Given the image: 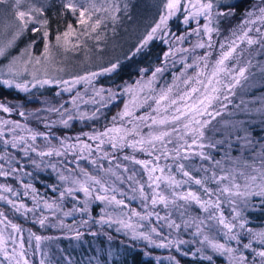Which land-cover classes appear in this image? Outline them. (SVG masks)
<instances>
[{
    "label": "snow or ice",
    "instance_id": "6c2138e0",
    "mask_svg": "<svg viewBox=\"0 0 264 264\" xmlns=\"http://www.w3.org/2000/svg\"><path fill=\"white\" fill-rule=\"evenodd\" d=\"M0 5H8L12 9V15L14 17L13 22L5 24L4 29H12L11 39L7 40L3 46H0V57H4L8 51L16 42V40L27 29L29 23L41 24L47 28L48 20L46 18L39 19V16H43L44 9L29 6L25 8L24 0H0ZM258 7L259 15L255 16L254 12H248L246 15L249 17L245 19L241 25H239V32L232 30L230 36L227 37L224 42L219 44V54L215 61L210 63L209 57L211 56V50L214 48L213 34L219 35L218 22L221 17L231 16L233 13L229 6L227 11H221L219 0H166L164 5L165 13L160 16L159 22L156 23L151 30L145 35L142 42L137 46L136 52H139L149 41L153 40L158 31L167 30L169 18L175 16L178 12L183 10L184 20L183 23L187 25L190 20H194L198 25L197 28L192 31L196 36L201 37L195 44L192 51L196 48L207 49L203 56L195 57L192 63H184L183 71L178 76H175L173 82L164 87H161L158 91L153 87L158 73H162V68H156L152 74V78L147 82L137 81L135 87H128L125 92L130 95V99L124 104L123 110L112 117L111 126H105L102 131L94 130L91 133H83L82 135L87 139H81L77 136L75 139L77 143H68L67 139L60 141L61 148H49L48 151H37V148L33 144L28 142V137L20 135L17 129L21 131L30 132L31 141H36L39 136H44L45 140H49V136L44 133L32 131L27 125H22L19 121L5 120L0 118V139L3 140L5 148L11 146L14 149H20L25 156H28L29 152H36L38 156H64L67 152H72L75 156H78L81 160H87L92 153H100V159L108 160L109 153L104 150V146L107 145L114 152L117 150H123L124 148H131L133 152L140 151L141 153L150 157V159H137L135 155L123 156L124 161H129L134 165L140 166L141 173H146V180L141 182L137 178L135 170L132 174L125 176L117 175L116 171L112 167L104 168L103 164L98 165L97 172L103 173V175H93L86 169L81 168L79 163H76L78 171L69 170V175L61 174L59 179L65 183L71 185L64 191L60 192V196L65 194L71 196L74 192H83L89 201L85 202L84 208L80 211L87 210V204L91 199L103 201L108 207L113 209L116 213V222L123 225L125 228H131L135 235H139L145 240H149L155 244V241L151 239V236L146 233H135L134 225L130 224L132 216L137 217L139 220L150 219L152 213L141 215L140 212L131 210L129 215L125 210L128 209V204L124 199H118L116 193L121 196L126 193L119 192L114 185L117 181L124 183L129 182V190L134 194L131 199H136V193L144 202L150 204L163 205L167 208L170 204L177 205L178 201H183V205H189L195 202L200 205L205 212H208V219L214 220L220 226H222L223 235L229 240H236L241 242L240 235L233 234L234 229L237 227L244 229L245 221L240 219L239 224L230 222L220 211L221 204L224 202L221 197H225L229 204H235V198H246L251 195L264 196V158L260 160L261 168H256L251 165L250 172L238 171L234 166L238 163L237 158H233L231 163L233 167L228 168L225 166V158L214 159L210 154L206 153V148H215L214 143H205V128L211 123L217 116H221L220 109H226L227 104L224 101L231 102L230 96L235 95V89L242 87V81L248 79L246 75L249 68L252 66L251 60L245 62L243 66L240 65V59L244 55L245 49H241L240 45L245 44L251 46L259 44L264 49V32L260 27H256L254 30L259 34L258 38H253L249 35L253 31L252 27L248 25H255L259 22L264 25V0H260ZM63 8L68 10L71 15H74L78 19L80 25H88L82 32L77 33L72 24L67 25V29L55 36V44L52 45L47 42L49 32L45 30L43 32V38L46 41L44 44V50L42 57L33 56L31 54V47L24 49L20 56L13 57L7 65V71L10 79H4L2 82L9 88H16L24 92H28L29 84L32 87L39 85L43 87L45 85H64L67 92H72V89L78 84H91L99 75L110 74L119 68V63H112L109 67L101 69L100 72H90L83 76H75L70 81L63 79H40L37 73L41 70L47 75L46 65L51 63L54 59L53 48H63L68 51L69 48L75 49L79 46L81 40L85 37H92V33H96L97 29L101 27L106 19H111L113 22L117 20V13L120 11L118 4L113 0L109 3L108 0H65ZM101 13L103 15H101ZM255 16V19L252 17ZM203 17L207 23L199 26V18ZM91 22V23H89ZM32 31H39L38 28H33ZM203 33V36H201ZM191 34V33H190ZM75 37V41L70 39ZM206 37V40L204 39ZM99 40V34L92 37ZM179 42H183L186 36L181 35L176 37ZM166 42V41H165ZM239 49V51H238ZM175 51L188 52V49H179ZM25 53L27 57L25 58ZM135 55V52L133 53ZM170 53H165V57ZM29 65H32L31 81H24L23 83L16 82V78L20 77L24 73L29 72ZM37 66H40L39 68ZM188 69H195L194 75L188 74ZM181 85L183 87H181ZM148 90V95L141 98V93ZM95 91V90H94ZM104 89L95 91L96 96H100ZM110 92L109 98H114L115 94ZM59 95V93H57ZM83 97L79 92L72 97L71 103L75 106L76 111H79L78 100H82ZM151 101V103H149ZM84 103H99L95 97H92ZM147 106L149 111L143 115L137 116L135 113L139 108ZM16 106L11 105L8 102H0V111L4 113H12ZM63 105L60 108L49 107L48 112L58 113L61 117L60 123L67 127L69 121L73 119L79 120H93L96 119V113L100 111V108H96L91 115L87 112H79L76 116L72 111H68V115L65 118V114L61 111ZM18 114L21 117L27 116L24 111H19ZM54 123V122H53ZM126 125H130L126 126ZM48 126V125H46ZM7 127L9 132L12 133L11 139H5L3 128ZM143 128H147V133L142 131ZM92 141L93 143H89ZM23 145V147H21ZM171 145V147H169ZM63 149V150H61ZM87 154V155H85ZM264 156V153H262ZM194 157H198L202 162L208 161L211 166L205 167L203 163L200 165L201 171L205 173L204 177L196 178L186 168V161L192 160ZM0 159H6L9 164L12 163V157L10 154L0 157ZM113 160H117L115 155H112L111 163ZM171 163H168V161ZM163 161V164L161 163ZM36 164L35 161H33ZM92 164H96V160L91 161ZM39 167V165H36ZM55 167V165H53ZM177 169L178 174L182 175L185 179L178 180L176 175L173 174L172 168ZM116 168H121L119 163L116 164ZM17 169L13 168L11 171H5L4 165L0 164V176H10L15 173ZM122 172L128 173L129 168L124 166ZM242 178L244 183H238L237 178ZM114 178V179H113ZM214 182L217 187L212 189L207 187L208 182ZM260 191L255 192L252 190V186L256 185ZM194 183L200 186V189L208 199H203L197 192L192 191L191 188L187 191H178L183 185H190ZM25 191L23 195H29L28 190L31 189L32 200L36 201L37 190L31 184L23 185ZM145 188L150 189V192H146ZM0 189L4 192L12 193L15 196H20V192L14 191L11 187L0 185ZM99 190V191H97ZM55 191V189H53ZM104 193L103 195L99 194ZM112 192V195H108ZM95 193V195H94ZM215 197V199H213ZM0 200L6 201L12 206L15 212L24 211L33 212V208L27 207L24 203L17 204L16 201L9 199L6 196L0 195ZM37 203H39L37 201ZM145 208L148 206L145 203ZM53 207H59L55 201L49 203L44 202V208L52 209ZM219 211V215L216 212ZM235 213L233 220L241 217V213L232 208ZM69 213H65L68 215ZM158 219L159 214H156ZM124 216L125 219L119 217ZM46 217L39 220V223L43 226ZM163 219H167L164 217ZM108 222V221H103ZM200 224H204V221H200ZM168 227L179 229L180 225L175 221H170ZM209 228L213 227L208 225ZM11 228L9 232L8 229ZM152 232H156L155 228L151 229ZM247 232L251 236V240L258 241L261 245H264V231L253 233L251 229H247ZM14 233L16 235H14ZM197 233L202 234L199 225H197ZM79 235V233H78ZM30 238L34 236L37 243H39L42 237L29 233ZM251 240L243 244L244 248H252ZM11 243V248L9 244ZM186 243V241H170L169 244H165L163 241L157 246L169 247L171 244ZM202 243H207L212 249L223 254L235 253L237 249L226 247L225 243L214 242L209 239L207 235L204 236ZM255 256L260 258V264H264V250L256 251ZM186 254V253H185ZM0 264H30V261L26 255L25 243L23 239L22 229L20 225L13 223L8 217L0 212ZM174 259V258H173ZM207 259L211 260L209 256ZM235 264H247V257L244 255L230 257ZM255 259V258H254ZM43 264V261H41ZM176 264H179L176 261Z\"/></svg>",
    "mask_w": 264,
    "mask_h": 264
},
{
    "label": "trees",
    "instance_id": "16d2710c",
    "mask_svg": "<svg viewBox=\"0 0 264 264\" xmlns=\"http://www.w3.org/2000/svg\"><path fill=\"white\" fill-rule=\"evenodd\" d=\"M64 2L65 0H37V6L44 9V14L43 16H39V19L46 18L48 20L47 28L45 29L43 25H40L38 28L39 31L34 32L32 31L34 26L32 24L28 25L27 29L16 40L15 44L8 49L4 58L17 54L31 43H33V52L36 53L43 43V36L41 35L45 30L49 32L48 39H52L54 36L63 33L67 29L69 23L75 25L78 19L63 8ZM162 2L163 0L160 2L158 9L153 15L147 33L159 22V18L163 13L161 9ZM229 6H232L231 11L233 14L219 19V35L213 34L214 48L211 50V56L209 57L210 63L217 59L219 44L230 36L232 30L239 32L238 26L241 25L245 19L249 18L246 15L248 12H254L255 16H258V7L261 5L260 0H231L230 3L220 1L219 10L227 11ZM183 14L184 12L181 10L175 16L169 18L167 30L163 32L158 31L154 39L149 41L139 52H136V48L141 42L133 46L129 53L119 61V68L116 71L112 72L108 77L103 76L100 78L102 81L104 79H109L108 82H100L99 84L104 88L115 91L118 90L117 88H120L121 85L131 84L140 77L150 75L159 66H165L164 69L167 73L180 70L181 67H184V63L180 62L177 64L175 61L169 63V60L177 58L178 55H183L181 57H184L187 52L175 51V54H171L167 58L163 57L164 53L169 48V43L177 36L184 33L189 27H192V23L188 26L183 25V22H181V19L184 17ZM255 16H253L252 19H255ZM248 27L253 28V31L250 32L249 35L254 38H258L259 36L254 30L256 27H260L261 31L264 32V25H261L259 22L255 25H248ZM190 39L189 41L184 40L180 49H193L197 43L194 42L196 38L190 36ZM257 47V45H240L241 49H245L244 55L240 59L241 66H243L248 59L251 60L252 63L258 62L257 58L251 56L252 50H256ZM206 51L208 50L196 48L194 52L192 51L193 56H189L186 62H193L195 57L203 56ZM134 52L135 55H133ZM262 58H264V54ZM168 64L172 66L170 67ZM261 64L264 65V61ZM256 66L257 65L251 66L248 71L250 75L255 74L257 76L254 80L255 83L247 85L245 81H242L243 86L235 89V95L230 96V103L227 101V108L220 109L222 115L212 120L204 130L205 143L216 144L215 148H206V153L210 154L214 159H221L224 157L225 166L228 168L233 167L231 161L233 158H237L238 163L234 167L238 171L245 172L251 171V168L246 167V165L261 168L260 160L264 158V156H262V153H264V67L263 71H261V69L258 68L259 66ZM260 67L262 68V66ZM194 73L195 69H188L189 75H194ZM49 91L50 89H48L46 93L50 94ZM46 93L43 92L39 95H33L29 92H21L14 88L5 87L0 83V102H8L16 106L15 109H17V107L23 109L25 113L39 110L41 102L37 97L45 95ZM121 104L122 101L121 98H119L115 102L102 107L96 119L83 120L80 122L72 121L67 127L61 124L44 127L39 123L33 121L29 122L41 132L53 134L57 138L62 137L76 140L75 138L80 136L81 139H84L82 134L86 130L110 126L112 117L118 112ZM147 111H149V109L145 106L139 108L136 114L143 115ZM0 116L3 119L14 121L22 120L25 122L24 118H20L15 113L5 114L0 111ZM31 116L33 119H36L34 115ZM55 142L56 138L51 137L49 140H45L44 137H38L32 144L37 148V151H46L52 148V143ZM4 150L12 157L11 164H9L6 159L0 160L1 164L4 165V170L11 171V169L15 168L17 171L7 177L0 176V185L11 187L14 191L20 192L21 195L15 196L12 193L4 192L2 189H0V195L16 201L17 204L22 202L27 205V207L33 208L34 211L27 212L26 214L24 211L18 213L15 212L12 206L6 201L0 200V212H3L13 223L25 228L27 232L42 237L38 247L32 245V250L35 253L32 257L36 256V247V251H38L40 255H45V257L53 262L50 264H87L84 259L85 256L83 257V255L86 254V247H89L93 251L92 255L94 257L97 255V259H104V256L106 258L108 253H112V257L114 260H118V264H128L129 260L134 264H155L153 256L157 254L174 257L179 264H214L212 262L218 259L219 256H216L209 246L195 238L194 231L196 228L192 222L189 223L186 221L185 223V221H180V228L178 229L180 234L179 237L182 241H186V243H180L176 248L172 245L169 248L157 249L154 246L148 245L144 240L132 237L127 230L119 228L114 225V223H111V221H108L107 218H105V212L100 211V207L104 205L103 201L91 199L87 204V210L80 211V209L84 208L85 202L89 201V198L86 197L83 192H74L71 196L67 194L63 197L60 196V192L71 185L61 181L59 176L61 174L69 175V170L78 171L76 168L77 162L81 168L88 170V172L93 175H103L102 172H97L98 165L103 164L104 168L112 167L117 175L126 177L132 174V171L135 170L136 167H134L135 165L133 163L131 165L128 161H124L123 156L135 155L144 157L142 153H131L128 148H124L123 150H117L115 152L111 151L108 160L100 159L102 155L100 153H92L91 155L95 156L92 157L93 160L97 161L94 165L91 161L81 160L71 153H66L64 156L52 155L40 157L36 152L30 151L28 156L22 157L21 150L11 148V146L5 148L3 140L0 139V151ZM112 155H115L117 160H113L109 163ZM33 161H35L36 164H34ZM168 162L171 163L170 160ZM117 163L121 165V168H116ZM201 163H203L205 167L211 166L208 161L202 162L198 157H194L186 164L187 170L198 179L205 175L203 171L199 170ZM37 164L39 167L36 166ZM53 165H55V167H53ZM124 166L129 168L128 173L122 172ZM135 171H137V178L142 181L143 178L140 171L137 169ZM172 171H174L176 175L178 174L175 167L172 168ZM237 182L241 184L244 183L243 179L239 177L237 178ZM128 183L127 181L124 183L117 181L115 184L119 185V189L126 193V195L121 196V198L128 204V210H131V206L133 205L141 212L142 210L136 205L137 198L131 200L127 196L129 192V194H131L130 198L134 195L129 190ZM25 184H31L37 190L36 201H33L31 198V189L28 190L29 195H23L25 191L23 185ZM258 184L259 181L256 182V185L252 186L253 191H260L259 187H257ZM206 186L214 190L217 187V185L211 181H209ZM182 187H190L191 190L198 192V195H201L203 198H208L204 195L200 186L194 183L183 185ZM53 189H55V191H53ZM111 193L112 192H109V194ZM116 195L118 198L120 197L119 193H116ZM135 195L137 197V194ZM213 199H215V197H213ZM233 199H235V204H229L225 197H221V200L224 202L221 204L220 211L223 212L228 221L237 223V225L240 219L245 221L244 229L237 227L233 231V234L238 233L240 235V243L236 240L227 239V237L223 235L224 230H222V226L218 225L214 220L206 219L208 217V212H202L199 205L194 203L185 205V214L193 212V215H195L198 221L201 233L207 235L210 240L225 243L226 247L237 249L235 252L236 254H244V256L248 258L247 261L249 260L253 263L260 264V258L255 256L253 249L257 252L264 250V245H261L256 240H251V236L247 232V229H251L253 233L264 231V196L251 195L246 198V202L244 198L234 197ZM37 201L39 203H37ZM45 201L49 203L55 201L59 207L45 209ZM233 207L241 213V217L236 220H233L235 215L232 211ZM65 213L69 214L65 215ZM172 215L174 216L173 218H176L177 214L175 215L173 213ZM100 216H104L103 221L108 222H98ZM44 217L47 219H45L43 226L41 224L38 225L39 221L37 220ZM202 220L204 224H200ZM213 221L217 226L213 225ZM208 225H212L213 227L209 228ZM250 240L252 242V248H244L243 244L248 243ZM48 246H52V250L49 252L46 248ZM198 246L201 248L197 249L196 247ZM209 256L212 258L211 260L207 259Z\"/></svg>",
    "mask_w": 264,
    "mask_h": 264
},
{
    "label": "rangeland",
    "instance_id": "374dc122",
    "mask_svg": "<svg viewBox=\"0 0 264 264\" xmlns=\"http://www.w3.org/2000/svg\"><path fill=\"white\" fill-rule=\"evenodd\" d=\"M161 1L162 0H115V3L118 4V6L120 8V11L116 14L117 20L115 22H113L111 19H106L103 22V24L101 25V27L97 29L96 33H92V37H95L97 34H99V37H100L99 40H96L92 37H85L81 40L78 47H76L75 49L69 48L68 51H65L63 48H60V49L53 48L54 59L52 60L51 63H48L45 66L46 70H47V75H45L44 71L41 70L37 73L38 78H40V79H53V80L63 79V80H69L70 81L75 76H83V75H86L90 72H100L101 69L109 67L112 63H117V62L119 63V61L126 54L129 53V51L131 50V48L133 46L142 42V40L144 39V37H145V35H146L150 25H151L153 15L155 14V11L158 9ZM220 1H223L225 3L231 2V0H219V2ZM97 2L99 3L100 0H97ZM108 2L112 3L113 0H108ZM165 3H166V0H163L162 5H161V9L163 11L162 15L165 13V8H164ZM37 5H38L37 0H24L25 8H27L29 6H34V7L39 8ZM101 15H103V14L101 13ZM13 20H14V17L12 15L11 7L8 5H0V46H3V44L6 43L7 40L11 39L12 29L5 30L4 25L13 22ZM183 20H184V17L181 19V22H183ZM199 21H200V24H199L200 27H202L203 24L207 23V21L203 17H200ZM89 23H91V22H89ZM190 23H192V27H189V29H187L184 33L180 34L179 36H181V35L186 36L185 40H187V41L191 40L190 36L192 38L195 37L196 39L194 42H197L199 39H201V37L196 36L195 33L192 31L193 29L198 27L196 22L194 20H190V22L187 25H185L184 23H183V25L188 26ZM30 24H32L35 28H39V26L41 25V24H36L34 22L29 23V25ZM85 27H88V25H80L78 23V21L75 23V25L73 24V28L76 29L77 33L82 32ZM41 36H43V35H41ZM201 36H203V33H201ZM70 39H73L75 41V37H71ZM204 39H206V37H204ZM42 40H43V43H42V45H40V49L36 53L33 52V43L30 44V45H32L30 51L34 57L35 56L42 57L43 50H44V44L46 43V41L44 40L43 37H42ZM47 42H50L52 45H54L55 44V36L52 39H48ZM256 45L258 47L256 48V50H254V51L252 50L251 56L257 58L258 62L252 63V66L257 65L256 67L259 66L258 68L261 69V71H263L264 65L261 63H263V61H264V58H262L263 54H264V49H262L259 44H254L251 46H256ZM168 46H169V48L167 49V51L165 53H170V55H171V54H175V50L177 48L180 49V47L182 46V43L179 42L175 38L171 41V43H169ZM28 47H29V45L26 48H28ZM23 51H24V49L21 50L20 52H18L17 54H14L13 56H9L7 58L0 57V81H2L4 79H10L11 78L8 74V71H7V65L13 57L20 56ZM238 51H239V49H238ZM193 52H192V49H190L186 53V56L181 57L183 55H178L177 58H175V59L172 58L173 60L172 59L169 60V63H173V61H175V63H177V64L180 62L181 63L186 62L187 59H189L188 58L189 56L190 57L193 56ZM165 53L163 55L164 58H167L170 56V55H168L167 57H165ZM26 57H27V54L25 53V58ZM248 60H246V61H248ZM189 63H192V62L189 61ZM168 65L170 67L172 66L170 64H168ZM260 66H262V68ZM28 67H29V72L24 73L20 77L16 78V82L23 83L24 81H31L32 80V77L30 74L32 71V65H29ZM37 67L39 68L40 66H37ZM164 67L159 66V68H162V69H164ZM183 68L184 67H181L180 70L170 71L169 73H167V71L165 72V69H164L163 74L162 73L157 74L156 81L154 82L153 87L158 91L161 87H164L168 84H171L173 82L174 77L178 76L181 73V71H183ZM110 74L99 75L95 80L92 81L91 84H88V85H85L83 83L78 84L72 89V92L65 91L64 88L66 86H64V85L51 84V85H45L43 87H40L39 85H37L36 87H32L31 84H29L30 90L28 92L32 93L33 95H39V94H42L43 92L46 93L48 89H50V91H49L50 94L46 93L45 95H40L39 97H37V99H39L41 102V107L39 110H35L33 112H30V113H25L27 116V119H25V117H21L18 114L19 111H24L23 109H21L19 107H17V109L14 108L12 113L17 114L20 118H24L25 122H23L22 120H20L19 122L22 125H27V127L29 129H31L32 131L44 133L45 135L49 136V138H51V137L56 138V142L52 143L53 144L52 148H61L60 141L62 139H65V138H62V137L57 138L53 134H46L45 132H41L39 129L35 128V126L29 121L39 123L44 127H46V125L54 126V125L61 124L60 123L61 117L58 113L48 112L47 109L49 107L60 108L61 105H63V108H61V111L64 112L65 118L68 115V111H72L74 113V115H76V116L79 115V112H87L88 115H91L93 113V111H95L96 108L99 107L101 109L102 107H105L107 104L115 102L116 100L121 98L122 104H121V107L118 110V112H116V114H115V115H117V113H119L120 111L123 110L124 104L127 103L128 100L130 99V95L125 92V89L130 87V86L135 87L137 81L147 82L148 80H150L152 78L153 72L148 76L138 78L135 82H132L131 84L121 85L120 88H117L118 90H115V91L110 90L108 88H104L102 85L99 84L100 82H102V83L108 82L109 79H104L102 81V79H100V78H102L103 76L108 77V75H110ZM246 75L248 76V79L245 80L247 85L251 84V83H255L254 80L257 78V76L255 74L250 75V73H247ZM0 83L2 85H4L2 82H0ZM4 86L7 87L6 85H4ZM14 89H16V88H14ZM100 89H104L105 91L102 92L100 96H96L95 91H98ZM16 90H19V89H16ZM109 90L111 91V93L115 94L114 98H112V99L109 98V96H110ZM19 91H21V90H19ZM21 92H24V91H21ZM77 92H79L80 95L83 97L82 100L77 101V103L79 104V111L78 112L76 111L75 106L72 105V103H71L72 97L74 95H76ZM57 93H59V95H57ZM145 95H148L147 89H145V91L143 93H141V98ZM92 97H95V99L99 103H96V104L84 103V101H88ZM149 103H151V101H149ZM224 103L226 104L227 101H224ZM66 109L68 111H65ZM5 114H7V113H5ZM31 115H34L36 119H33ZM98 115H99V112L96 113V116H98ZM136 115L139 116L138 114H136ZM0 118H2V117L0 116ZM5 120H8V119H5ZM85 120H87V119H85ZM72 121L80 122L83 120L73 119ZM72 121H69V123H71ZM126 126L130 127V125H126ZM103 128L104 127L100 128V129H97V128L88 129L84 133H91L94 130L102 131ZM3 131L5 134L4 138L5 139H11L12 133L9 132L8 128L4 127ZM142 131L144 133H147L148 129L143 128ZM17 132L20 135H24V136L28 137L29 143H31V144L33 143V141H31V139H30V135H31L30 132L21 131L19 129H17ZM39 137H44V136H39ZM84 139L86 140L87 138L84 137ZM67 142L72 144V143H77L78 141L67 139ZM88 142L93 143L92 141H88ZM21 147H23V145ZM169 147H171V145H169ZM61 150H63V149H61ZM104 150L108 153L113 151L107 145L104 146ZM128 150L131 153L133 152V150L131 148H128ZM46 151H48V149ZM135 152H140V151H135ZM68 153L73 154L72 152H67V154ZM6 154H7V152L5 150L0 151V157L5 156ZM21 155H22V157H25L23 152H21ZM85 155H87V154H85ZM143 155H144V157L136 156V158L137 159H150V157H148L147 155H145V154H143ZM92 157H95V156L91 155L88 157L87 160L92 161L93 160ZM77 158H79V157L77 156ZM0 160L2 161L3 159H0ZM161 163L163 164V162H161ZM188 163H189V161L185 162V164H188ZM0 164H1V162H0ZM129 164L132 165L131 162H129ZM134 167H136L135 170L137 169L138 171H140L139 165H135ZM172 172H173V174L176 175V173L174 171H172ZM140 173H141V171H140ZM141 174H142V178H143L141 182H144L146 180V173H141ZM181 176L182 175L177 174L176 178L178 180L185 179L184 177H181ZM114 186L117 189H119V185L115 184ZM188 189L189 188H187V187H181V188H178L177 190L183 192V191H187ZM145 191L150 192V189L145 188ZM119 192L124 193V191L121 189H119ZM129 193H127V196L129 199H131L130 198L131 194H129ZM99 194L103 195L104 193L100 192ZM136 194H137V199H136L137 204L136 205L139 206V209L142 211L140 212L133 205L131 206V210L138 211L141 213V215H146L148 213H152V215H151L150 219L143 220V221L139 220L135 216H132L129 223L136 226L135 227V233L136 234L143 232V233L150 235L151 239L155 241V244L151 243L149 240L143 239L139 235H135V238H138L140 240H144V241H146V243L148 245L154 246L157 249L169 248L172 245L174 248H176L180 243L178 245L177 244H171L169 247H159L157 245H159L161 243V241H163L165 244H169L170 241H177V242L182 241V239L179 237L180 234H179L178 229L168 227V223L170 221H175L177 224L180 225V221H183V222L185 221V223L187 221L189 223L192 222L196 228L194 231L195 238L198 241H201V242L203 241L205 235L204 234L200 235L197 233V225H199L198 221H197L195 215H193V212H189L188 214H185L186 213V211H185L186 207H185V205L182 206L183 201H178L177 205H175V206L170 204L167 208H165L163 205H160V204L153 206L150 204V201L144 202L139 197V194L138 193H136ZM197 194H199V193L197 192ZM108 195H112V193L111 194L108 193ZM118 199H122L121 195ZM203 199H208V198L204 197ZM145 203L148 204V206L146 208L144 206ZM192 203L196 204L195 202H192ZM199 207H200V210L202 212H205L203 210V208H201L200 205H199ZM45 209H47V208H45ZM128 209H129V206H128ZM128 209H126L125 211L130 215L131 210H128ZM22 211L23 210H21V212ZM100 211L105 212V215H106L105 218H107L108 221H111V223H114V225L118 226L119 228H123V229L127 230L128 233L131 234L132 237H134V233H133V230L131 228H125L123 225L116 222L117 216H116V213L113 212V209L111 207H108L104 203V205L102 207H100ZM173 213L175 215L177 214L176 218H173L174 217L172 215ZM156 214H159V217H161V219H158ZM217 215H219V211H217ZM164 217H167V219H163ZM103 218H104V216H100L98 222L103 221L104 220ZM119 218L125 219L124 216H121ZM206 219H208V217ZM37 221H39V219ZM153 223H154V225H153ZM207 223H209V222H207ZM212 223L214 226H217L214 221ZM38 225H40V223H38ZM152 228H155L156 232H152L151 231ZM21 229H22L23 239H24V243H25L26 255L30 261V264H41V261H43V264L53 263L52 261H50L49 258L45 257V255L44 256L40 255L38 253V251H36L37 250L36 247H35L36 256L32 257V255L35 254L34 251L32 250V245H35L38 247L39 243H37L34 236L30 238L29 232H27L25 230V228L21 227ZM8 231L10 232L11 228H9ZM14 235H16V234L14 233ZM218 243H220V242H218ZM204 244L209 246V248L216 254V256H219L218 259H216V261L212 262L214 264H235V262L233 260H231L230 257L244 255V254L227 253V252L221 254V253L215 251L214 249H212L209 244H207V243H204ZM11 246L12 245L10 243L9 247L11 248ZM46 248H47L48 252L52 250V246H48ZM196 248L200 249L201 247L198 246ZM92 253H93L92 249L89 247H86V254L83 255V257L85 256L84 259H85V262L87 264H106V262H107V264H118V260L117 259L114 260V258L112 257V253H108L106 258L104 256V259H106V260L101 259V258L97 259V255L94 257L92 255ZM153 258L155 260V264H176V261H177L174 257L167 256V255L162 256V255L157 254V255L153 256ZM0 259H3V257H0ZM128 264H134V263L129 260ZM247 264H258V263H253V262L248 260Z\"/></svg>",
    "mask_w": 264,
    "mask_h": 264
}]
</instances>
